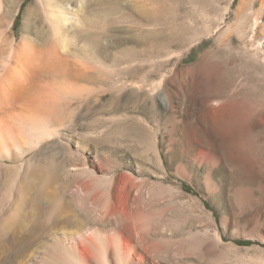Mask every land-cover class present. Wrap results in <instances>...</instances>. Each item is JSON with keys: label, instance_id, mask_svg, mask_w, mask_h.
<instances>
[{"label": "rangeland", "instance_id": "obj_1", "mask_svg": "<svg viewBox=\"0 0 264 264\" xmlns=\"http://www.w3.org/2000/svg\"><path fill=\"white\" fill-rule=\"evenodd\" d=\"M91 2L81 18L96 25L112 8L107 83L94 64L90 101L78 96L71 126L44 142L64 164L44 198L0 180V225L23 214L0 227V264H75L85 251L90 264H264V0ZM39 4L2 0L18 34ZM152 10L166 20L122 16Z\"/></svg>", "mask_w": 264, "mask_h": 264}, {"label": "bare ground", "instance_id": "obj_2", "mask_svg": "<svg viewBox=\"0 0 264 264\" xmlns=\"http://www.w3.org/2000/svg\"><path fill=\"white\" fill-rule=\"evenodd\" d=\"M70 1L65 4V0H39L35 18L25 24L24 34H18L15 22L6 18L0 0V180L8 184L9 193L19 192L18 197L20 195L21 199L26 198H22L21 193L26 192L29 196L32 191L36 200L44 198L47 194L43 190L44 180H57L56 172L64 164L55 162L57 152H54L57 149L51 153L52 147L49 146L50 150L45 153L44 142L48 144L46 141L62 137L61 128L64 125L71 126L65 121L68 118L66 108L78 96L84 98L86 103L90 101L92 91L89 84L93 79L94 64L100 67L102 83L106 84L108 80V30L105 19L112 8L106 6L99 9L103 20L96 25L92 19L83 21L81 18V12L89 11L92 2L88 0L87 6H84V0H77L75 5H70ZM134 15L143 17L150 25L166 20L154 10L146 17L137 12L122 14L123 17L136 18ZM91 26H96L97 30L89 31ZM258 26L259 20L256 19L253 30ZM150 48L148 56L153 58L154 51ZM117 62L123 63L124 59L119 58ZM82 81L88 85H82ZM76 89H82V94L79 95ZM86 169L87 165H84L82 170ZM19 210L17 208L18 213L12 211L6 215L0 227L19 223L18 220L17 223L15 220L11 223L14 217L23 215ZM42 230L44 232L46 228L43 226L40 228ZM38 235L35 231L28 234L23 242L25 247L33 243ZM83 254L84 260L76 261L75 264L91 263L92 256L89 257L86 251ZM94 264L108 263L94 261Z\"/></svg>", "mask_w": 264, "mask_h": 264}]
</instances>
